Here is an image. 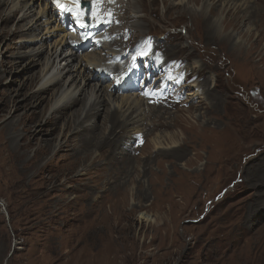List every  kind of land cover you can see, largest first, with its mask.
<instances>
[{
    "label": "rangeland",
    "instance_id": "374dc122",
    "mask_svg": "<svg viewBox=\"0 0 264 264\" xmlns=\"http://www.w3.org/2000/svg\"><path fill=\"white\" fill-rule=\"evenodd\" d=\"M12 1L18 6L27 4L33 23L43 16L47 3L54 20L48 25L41 19V29L35 26L30 31L15 32L22 16L19 13L8 32L0 31V61L4 63L0 113L6 118L1 110L2 98L7 92L15 95L23 78L30 74H23L25 63L14 67L15 56L28 53L44 36L46 54L40 58L42 61L58 46L63 34L64 40L73 36L80 39L84 32L65 27L61 20L65 14L66 18H81L79 8L72 7L76 14L67 11L63 16L61 5L56 6L52 0H10L7 5L1 4L0 12L11 9ZM119 2L126 5L129 0H107L112 7L98 11L91 4L89 20L94 28L98 27L91 41L97 44L95 48L80 49L82 43L78 42L68 49L76 47L78 61L91 68L92 64H87L91 59L86 56L97 58L102 54V58L111 60L114 57L106 55L111 51L106 53L105 46L122 51L111 44L113 29L124 25L128 31L132 24H142L141 29L126 34L124 46L134 66V73L130 72L126 80L137 79V88L112 90L119 80L112 74L102 87L109 86L106 91L114 99L134 95L143 100L145 107L140 106L137 114L144 112L147 123L129 125L125 141L133 144L131 154L126 152L108 166L106 160L113 157L112 148L103 145L92 148L90 161L75 168L72 165L76 161L70 155L80 151L77 145L70 153L58 155L53 150L47 156L55 157L50 166H44L45 159L37 167L31 162L38 155V147L25 150L17 146L24 143L19 137L21 125H17L16 143L8 140V129L7 134L0 131V264H245L248 256L256 257L250 264H264V198L258 199L260 188L255 177L260 174L258 164L264 162V0H239L231 10L214 0L217 6L213 13L206 11L208 0H133L137 10L130 8L127 16L136 17L125 24L122 21V25L126 13L113 8ZM134 10L138 13H132ZM203 10L207 17L201 16ZM52 26L57 27L55 32L46 30ZM4 27L0 18V28ZM144 34L148 35L147 41ZM154 43L161 45L156 55ZM56 50L63 53L65 49ZM138 54L154 56L159 62L171 61L166 68L168 79L159 84L162 87L186 69L189 76L182 79V87L187 86V92L176 97L178 87L174 86L169 92L163 91L164 96L159 95L157 90L161 88L155 84V76L150 82V74L146 82L145 73L140 77L144 67L134 64L140 58ZM60 61L58 68L62 71L67 64L63 58ZM178 62L180 67L172 71ZM38 69L40 65L34 71ZM127 69L124 74H128ZM87 71L96 74L89 68ZM62 76L69 75L64 71ZM193 85L197 87L192 89ZM40 86L34 84L32 92ZM197 88L200 95L194 100L192 94ZM212 96L220 100L218 107ZM158 102L169 107V118L165 127L147 132L151 125L148 114L159 108ZM54 103L51 100L47 105L43 120L52 113ZM18 119L15 117V122ZM95 120L102 126L101 118ZM64 124L60 122L61 129ZM15 151L20 158L16 153L12 159ZM97 158L101 166L90 171L91 177L76 180ZM257 204L259 208L254 209ZM252 213L256 219L260 217L253 223L249 221Z\"/></svg>",
    "mask_w": 264,
    "mask_h": 264
},
{
    "label": "bare ground",
    "instance_id": "6f19581e",
    "mask_svg": "<svg viewBox=\"0 0 264 264\" xmlns=\"http://www.w3.org/2000/svg\"><path fill=\"white\" fill-rule=\"evenodd\" d=\"M9 1L10 0L1 1L0 7L2 6L1 4L7 5ZM21 1L25 2L26 0H21ZM52 1L56 3V6H60V5L64 6L60 8L61 11H63L62 14L63 13L65 14V12H67L66 9H72V7L75 10L79 8L81 12L85 14V10L80 8L81 2L83 1L92 3V5H94L93 7L95 11L105 10L107 9V7L108 8L112 7L110 5L112 3L109 2L110 4H108L107 0L105 1V3L102 2L103 0H81L80 7H78L75 0H58V2L57 0H52ZM70 1L74 2L75 5L70 3ZM109 1H116V0H109ZM209 1L210 3L208 7H206V11L209 10L210 12H212L214 8H216L217 5L214 2V0L213 1L208 0V2ZM220 1L222 5L221 7L231 10V9L236 8L237 2L239 0H220ZM15 2L17 1H12L10 3V5H12L11 9L9 8L6 11L0 12L1 22L2 23L4 22V25H5L4 28L2 29L0 28V31L2 30L1 31L2 34L9 31L10 24L14 21V19L17 17L19 13H21L22 16L18 20V23L16 24L17 29L15 32L19 31L22 33L23 31L22 29H25V31H30L35 26H38L40 28L42 26V23L40 22L41 19L46 20L48 25H50L51 22L54 20L52 18L53 17L52 13L49 9L50 7L47 3L45 4L43 16H41L39 20H36L33 23L34 19H32L33 17L31 16L32 13L30 9H27V4L21 3L18 6L17 5L18 3L16 4ZM121 4L122 3L119 2L115 6H113V8H118L120 12L124 11L126 13V16L129 14L130 8L135 7L134 9L137 10V7L133 4V0H129V2L126 5H121ZM131 5H134V6H131ZM180 5L182 4L180 3ZM182 8L187 10V12H190V15H194L196 17L195 13L191 11L190 9H188L185 6V4L182 5ZM134 12L138 13V11H135V10L132 13ZM65 15L67 16L68 14H65ZM92 16H93V13H92ZM201 16L203 17L206 16L204 10L203 12H201ZM133 17L135 18L136 16L130 15L129 17L127 16L124 19L122 18L123 20H121L120 22L121 25H122V21L125 24L133 20ZM219 20L217 19L216 22H220ZM21 23H23V25H20ZM99 23H98V26H99ZM93 26L94 25L92 24L91 26L88 25L87 27H85L84 32L80 35V39H76L73 36L74 38L72 37V38H67V40H64L65 34L62 33L63 36L58 46L54 47L47 54L46 58L42 61H40V58L44 54H46V52L43 50L44 44H42L44 43V36L41 39L39 38L40 43L37 42L38 44H36V46L28 50V53H23V54L19 53L15 56L16 59H15L14 67L22 66L23 63H25L23 74L24 72L25 73L29 72L30 74L29 76H26L25 78H23V81H24L23 85L19 91H16L15 95H12V93L7 92L5 94L6 97L2 98V102H1L2 109L1 110L3 114L4 113L7 114V118L5 116H1L2 114L0 113V121H1L0 131L1 133L4 134L6 132V129H8L9 130V131L7 130L8 135L9 136L11 135V137L7 139L10 140L12 143H14L17 140L15 136V133H17V128L19 125L22 126V134L19 135V137L21 136V140L24 141V143H21V145L19 144L17 146L19 147V149H25V150H27L28 148L34 145L38 147L36 150L38 155L35 156L34 158L35 160L31 162V164L34 166L38 167V165L45 159H46V163L44 166L45 167L50 166V164L54 161L55 157H51V158L49 157L47 159V156L49 153H51L53 150H55L58 153V155L64 152L70 153L71 151H74L72 147L75 145L79 147L80 151L75 150L74 153L70 155V157L74 159V161H76V163L72 165V168H75L80 163L81 164L88 163L91 159L89 155L92 154V150L100 149L103 145L110 146L112 148L111 153L113 157H111L109 160L108 159L106 160V163H107L106 165L109 166L110 163L114 164L118 160L119 156L124 155L126 152H128V154L132 153L133 144L131 145L125 141L130 133L128 131L129 125H138L141 123L140 125L145 126L147 123V122L145 123L146 115L143 114L144 112L143 113L140 112V114H137L138 111L142 109L141 107L144 105L143 100L140 101V99L134 98V95L114 99V97H112L114 95L111 93L108 94L106 91L107 88H109V86L107 88L102 87L104 82L107 80V77L112 74L113 76H116L119 78V80L116 82L115 85L114 83H112V86H110V88L112 89L114 85V88L112 90L115 89L119 91V89H121L125 92V90L137 88L138 86L136 85L137 79H133L129 77V79L126 80L130 72L133 71L134 66L132 67L131 60H130L131 58H129V56L126 55V50H124L125 49L124 46L125 45L127 46V43H125L126 34L129 32H133L134 29L136 28L141 29L143 25L140 23H137L135 25L132 24L131 27L129 26L128 31L125 30L124 25L121 26L119 30L114 31L113 29L111 34L115 35V38L111 40V44L113 46L117 45L119 48L122 49V51H118V50L116 51L114 49H109L107 48V46H105L106 48H104V50L106 51V53H109L108 51L112 52V53L110 52L111 54L110 53L106 54L107 56L114 57V59L110 58L111 60L102 58L101 57L102 54L100 55V57L97 56V58L96 56H94V58H91V56L93 57V55L86 56L89 59H91L89 63H87L88 65L92 64L93 67L90 68L89 66L88 67L82 66V63H83L82 60L78 61L79 59L76 56L77 51L75 50L77 49L76 47H74L72 50H70V48L68 49V47L71 46L72 48L73 43H78V42L82 43V45L80 46V49L87 48L88 46L92 47L93 45L96 46L97 44L91 43V41L94 38L95 34L97 33L95 28H98V27L94 28ZM60 27L62 28V25ZM49 29L50 30L53 29V31L55 32L57 30V27L53 28L52 26V28H47L46 30H49ZM213 33L215 34V32ZM14 35L16 34L14 33ZM67 36L68 35H66V37ZM143 37L147 41L148 35L144 34ZM231 40H233V38ZM25 46L26 44L23 45L22 48H26ZM160 46H161L160 44L154 43V45L152 46L153 55H156L160 52ZM57 47L59 50L60 49L62 50L65 49V50L63 51V53H58L59 51L56 50ZM137 57H140L139 54ZM34 58L35 59L39 58V59L35 60ZM62 58L64 59V61H66L67 65L64 69L62 68L63 70L61 71L60 66L58 68V64L59 65L61 64L60 59ZM116 58H120V59H117V61L119 60V63L117 64L114 62L116 61L115 60ZM124 59H127V60H124ZM27 60H30V61H27ZM112 60L113 62H111ZM108 62H111V63L107 64ZM139 62H141L144 65L143 66L140 65ZM76 63L77 65L75 66L74 64ZM96 63L98 64L96 65ZM155 63H156V66L154 67ZM170 63L171 61L167 59L161 62L157 60L155 61L154 56L153 57L149 56L148 58L140 57L138 61L134 62V64L141 66V68L144 67L143 71H141L140 73L141 78L143 76L142 75L143 73L146 74L144 75L145 77L144 82H146L149 74L151 75V79H148V82L152 81V77L155 76V79H154L155 84L157 85V87L159 86L161 88L157 90V92L160 93L159 95L164 96L165 93L162 94L163 91L169 92L171 91L170 89H173L175 86V87H178L176 89L177 93L173 95L176 97L178 96L182 97L185 94V92H187V86L182 87V85L184 84L182 82V79L185 77L188 78L189 76V73L186 71V69L183 68L181 71H179L180 72L179 75H176L173 79H169V81L165 84V86H163L164 88L162 87V85H159L163 80L168 79L170 73L166 72V68ZM3 65H4L3 61H0V81H2L4 77V75L1 74L2 73L1 68L3 67ZM38 65H40V69L34 71ZM78 65L80 66L78 67ZM180 65H181L180 62L176 63L172 67L171 70L173 71L177 69L178 67H180ZM195 67L200 68L197 65H195ZM88 68L92 72L96 71L95 76L93 75V73L87 74ZM125 68H128L127 69L128 74H124L126 73V71L123 72ZM64 71H66V73L69 75L68 77L62 76V72ZM198 76L199 74L196 75V77ZM124 80H126V83L124 82L125 84L122 83ZM197 80L200 81V78H198ZM36 83H39L41 86L39 87L38 90L32 92L31 88ZM195 87L197 86L195 85L191 86L192 89H194ZM143 89L141 88V90ZM199 90L200 89L197 88L196 89L197 93L194 92L192 94V98L194 100L199 97L200 95ZM147 91H149V93L152 92V90H148V89ZM139 95L141 96L143 94L140 93ZM212 99L214 100V102H216L215 107H218L219 105L217 104H219L220 100L218 98L216 99V96L215 97L212 96ZM51 100L55 101L54 105L52 106L53 111L46 120H43L44 111H46L47 105L51 104ZM158 107H159L158 109L153 108L150 114H148V117H151L150 118L151 125L148 124L149 125L148 129L146 127L147 132H151L157 128L166 126L165 121L167 118H169V109L167 108L169 107L165 108L166 106L159 102H158ZM162 108H165V110L163 111L160 110ZM156 112L158 115H155ZM142 114L143 116H141ZM1 117H3V119ZM15 117L19 118L18 121L16 122L14 120ZM96 118H101L102 126L98 125V123L95 120ZM153 118H156V119L152 120ZM61 121L65 123L64 129L62 128L63 131L59 125ZM103 127H105V132H102ZM59 132L62 133L60 139H59L60 137ZM6 141L7 140H5V142ZM78 144H81V145H78ZM158 146L159 145H157V148H160ZM180 146L181 145H178L176 147L179 148ZM10 153L11 152H9V155ZM16 153H17L16 151L11 153L12 159L15 158ZM18 157L20 158L19 154L16 156V158ZM99 160L100 159L97 158L95 161H92L89 167L88 168L86 167L83 170L84 173L82 172L81 174L77 175L76 180H80L79 178H83V177L90 178L91 177L90 171L93 168L96 169L97 167L96 165H100L98 162ZM257 171L260 173V174L257 173L256 174L257 176H255V177H258L257 184L260 188L259 189L260 191L258 192V199H263L264 198V191H263L264 190V162H262L261 164H258ZM255 177L253 179H256ZM74 180H75V177H74ZM259 206H260L259 204L255 205L254 209H258ZM253 214L254 213L249 215V221H251L252 223L254 222V220H258L260 218V217H257L256 219V214L255 215ZM143 218L146 219V221L150 222L148 216L143 215ZM255 258L248 256L245 264H250L251 260H255Z\"/></svg>",
    "mask_w": 264,
    "mask_h": 264
},
{
    "label": "snow or ice",
    "instance_id": "6c2138e0",
    "mask_svg": "<svg viewBox=\"0 0 264 264\" xmlns=\"http://www.w3.org/2000/svg\"><path fill=\"white\" fill-rule=\"evenodd\" d=\"M57 2H58V0H57ZM75 2H76V4H77L78 7H79L81 0H75ZM61 7H64V6L61 5ZM66 10H67V11H70V12H73L74 14H76V13H75V10H73V9H66Z\"/></svg>",
    "mask_w": 264,
    "mask_h": 264
},
{
    "label": "water",
    "instance_id": "95a60500",
    "mask_svg": "<svg viewBox=\"0 0 264 264\" xmlns=\"http://www.w3.org/2000/svg\"><path fill=\"white\" fill-rule=\"evenodd\" d=\"M83 5H84V6H87L88 9L90 8V3H88V2H84ZM0 204H1V202H0ZM1 205H2V204H1ZM2 206H3V205H2Z\"/></svg>",
    "mask_w": 264,
    "mask_h": 264
}]
</instances>
